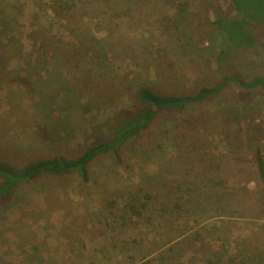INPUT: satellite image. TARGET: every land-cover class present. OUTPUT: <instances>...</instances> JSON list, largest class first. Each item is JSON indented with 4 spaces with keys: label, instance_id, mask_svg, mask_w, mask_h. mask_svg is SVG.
Listing matches in <instances>:
<instances>
[{
    "label": "rangeland",
    "instance_id": "374dc122",
    "mask_svg": "<svg viewBox=\"0 0 264 264\" xmlns=\"http://www.w3.org/2000/svg\"><path fill=\"white\" fill-rule=\"evenodd\" d=\"M230 0H0V159H76L136 118L142 88L221 93L161 112L90 178L0 202V264H264V25Z\"/></svg>",
    "mask_w": 264,
    "mask_h": 264
},
{
    "label": "trees",
    "instance_id": "16d2710c",
    "mask_svg": "<svg viewBox=\"0 0 264 264\" xmlns=\"http://www.w3.org/2000/svg\"><path fill=\"white\" fill-rule=\"evenodd\" d=\"M236 10L242 15L240 20H217V26L225 33L235 46H249L254 38L245 29L247 22L264 25V0H230ZM229 80L226 79L213 88H203L195 94L184 96H162L148 88H142L137 93L141 110L135 119L119 128L113 138L106 142L89 147L76 159L58 157L51 160H39L23 168L9 165L0 159V202L12 195L24 184H29L41 177H65L77 175L84 182L90 178L89 166L100 156L113 155L119 158L122 146L140 132L146 130L149 124L161 113L184 111L190 106L204 103L218 96ZM264 86V80L257 79L250 84L242 85L246 89ZM256 163L262 181L264 182V158L260 151L256 154Z\"/></svg>",
    "mask_w": 264,
    "mask_h": 264
}]
</instances>
